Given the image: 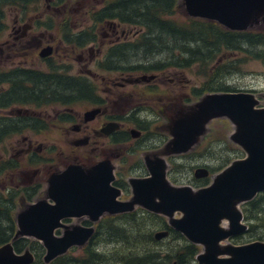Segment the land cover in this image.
Here are the masks:
<instances>
[{
	"label": "flooded vegetation",
	"instance_id": "flooded-vegetation-1",
	"mask_svg": "<svg viewBox=\"0 0 264 264\" xmlns=\"http://www.w3.org/2000/svg\"><path fill=\"white\" fill-rule=\"evenodd\" d=\"M47 2V8L57 10L58 7H64V0ZM61 17L59 22L51 20L53 24L50 26L47 20H40L38 17L25 20L26 17L21 15L16 16L10 26L6 17L4 31L0 35V249L11 245L15 255H23L28 251L34 258L32 264H124L123 253L112 252L120 240L115 233L126 234L132 228V231H139L144 220L154 219L164 220L172 230L168 216L149 211L142 205H135L131 212L110 214L105 211L97 220L89 213L65 218L61 220L63 227L55 229V237H64L74 227L92 229L93 232L84 244L71 247L51 262H46L47 249L41 240L18 236L22 231L19 217L39 202L56 205L49 195L50 180L62 175L72 166L86 174L101 167L93 172L96 179L110 169V188L119 192L116 201L129 202L134 197L132 182L152 179L151 169H158L160 165H163L165 182L170 187L189 188L198 192L209 187L219 174L234 162L245 159L247 154L232 140L236 128L228 119L234 126L231 134H227L228 128H224L221 137L210 136L208 139L209 126L213 120L207 126L208 132L188 152H172L171 142L174 140L173 129L176 122L189 115L203 99L202 97L193 101L191 82L187 74L192 70L203 72L205 68L175 66L166 62L160 64L153 62L154 60H138L135 63L130 61L128 64L124 61L122 64L119 61L123 59H114L113 62L111 51L136 47L142 39L139 33L133 30L126 33L121 25L114 28L93 25L91 29L95 32L92 35L94 40L79 48L74 44H67L64 35L76 37L80 31L73 29L72 19L66 13ZM120 28L123 29L121 38L125 41L119 43L117 40L108 47L110 41H106V38L110 37L105 36V31L116 35ZM52 30L57 34L53 38L49 34ZM5 38H11L13 42ZM48 46H52L54 52L51 56L42 58L40 53ZM87 49L89 50L86 51ZM75 56L76 62L81 66L77 73L74 72L75 67L72 64L63 62ZM14 57H20L21 61L10 66L3 65L2 62H9ZM36 59L40 65L33 66L31 62ZM49 60L76 80L73 104L44 105L41 103H45L46 99L41 98L37 108L31 104V98L27 97L25 89L23 94L18 92L17 95L16 83L24 81L26 76L48 75ZM214 70L215 68L210 70L209 77L206 75L210 82L208 84L223 85L221 80L211 82ZM200 77L203 78V75ZM228 80L224 83L230 89L226 93L255 94L251 89L232 88ZM202 90L196 89L198 94H194V97L203 94ZM55 106L58 108L56 114L48 115V109ZM94 111L98 112L91 116L92 119L86 120V114ZM2 130L6 131L3 136ZM54 132L59 140L58 143L51 144L46 135ZM227 139L237 146L238 151L235 153H238V158L227 167L221 164L219 168H223L218 171L219 168H212L206 160L211 155L209 159L219 161L222 154H212L211 147L204 144L209 141V144L222 145L225 144L223 140ZM192 159H203V165L189 166ZM189 168L193 171V179L187 181L190 182L188 185L181 184L183 181L177 179L176 175L184 174ZM201 169L209 172L208 177L196 176ZM262 194L264 192L256 198ZM73 200L80 203L91 201L92 198L78 194ZM156 201L160 202L159 199ZM245 204L247 203L240 206L244 215L243 224H247L243 211ZM181 216L182 213H177L175 218ZM247 226L249 231V225ZM161 229L171 235L169 230ZM112 233L116 235L114 242L109 238ZM187 244L198 249L194 258L197 261L204 246L189 241ZM193 261L185 264H192ZM175 263L178 264L175 260L171 264Z\"/></svg>",
	"mask_w": 264,
	"mask_h": 264
},
{
	"label": "water",
	"instance_id": "water-1",
	"mask_svg": "<svg viewBox=\"0 0 264 264\" xmlns=\"http://www.w3.org/2000/svg\"><path fill=\"white\" fill-rule=\"evenodd\" d=\"M181 2L188 18L213 22L227 31L246 32L264 24V0ZM53 52L54 48L48 46L40 56L47 58ZM259 105L253 93H211L189 115L176 122L171 142L175 154L186 153L195 146L213 120L226 118L235 126L232 140L245 150L247 157L234 162L209 187L198 192L189 188L174 189L165 182V170L160 165L158 169H151L152 179L132 182L134 197L131 201L117 202L119 192L110 188V169L96 179L93 172L101 167L86 174L72 166L50 180L49 195L56 205L39 202L20 215L22 231L18 236L41 240L47 249L46 262H51L71 247L84 244L93 232L92 229L74 227L64 237L57 238L54 231L63 227L61 220L86 213L97 220L105 211L125 213L133 211L135 205H142L149 211L168 216L171 229L189 242L204 246L197 257L198 264H264L263 242L246 245L229 242L248 231L247 224L242 223L244 215L240 206L264 192V108H258ZM97 112L87 113L86 120L92 119ZM208 175L209 172L203 169L196 173L198 178ZM78 194L89 195L92 200L77 203L73 198ZM177 213L182 216L175 218ZM224 222H228V227L223 226ZM168 236V231H162L155 239L161 241ZM33 261L28 251L15 255L11 245L0 249V264H32Z\"/></svg>",
	"mask_w": 264,
	"mask_h": 264
},
{
	"label": "trees",
	"instance_id": "trees-1",
	"mask_svg": "<svg viewBox=\"0 0 264 264\" xmlns=\"http://www.w3.org/2000/svg\"><path fill=\"white\" fill-rule=\"evenodd\" d=\"M42 0H0V35L4 31L7 14L11 10H18L23 15L36 4H41ZM110 1V2H109ZM105 5L98 9H91L88 13L93 25L114 22L128 28H134L136 33L142 37L136 47H125L119 51H111L112 61H119L123 64L134 58L142 60H155L160 58L162 64L173 63L175 66L205 68L203 72H198L199 76H208L212 68H215L211 76V82L221 80L223 85L205 86L202 92H211L216 89L229 91L225 87L229 77L239 75L240 68L237 66L241 62L227 61L231 54H251V51L264 47V32H243L235 33L223 30L219 25L206 22L200 19L186 18V20H176L175 16L182 11L180 0H105ZM107 4V5H106ZM92 25V26H93ZM88 26L75 35H64L67 44H74L82 48L93 41L94 29ZM114 50V49H112ZM264 51V48H263ZM258 52L256 58L264 59V55ZM167 57L164 58L163 55ZM230 55V56H229ZM138 61V60H137ZM159 65V64H153ZM168 65V64H166ZM236 66V67H235ZM48 75L45 77L26 76L21 83H16L17 95L24 91L27 97L31 98V104L40 106L41 98L46 99L44 105L73 104V94L76 80L69 77L66 71L48 61ZM225 83V84H224ZM218 86V87H217ZM19 92V93H18ZM18 97V96H16ZM6 131L2 130L1 136ZM245 220L249 224L248 233L256 229H264V194L250 203L243 206ZM163 229L169 230L172 237L181 239V234L168 228L164 220H160ZM137 237L129 236L127 233L117 234L120 240L126 242L129 247L137 243H156L154 235ZM112 233L109 238L114 242L115 235ZM108 237V236H107ZM123 243V242H122ZM198 254V249L194 245L185 244L182 248L175 250L172 257L168 254L163 257L161 250H146L144 247L137 248L135 252L125 255L124 264H171L176 261L178 264L192 262ZM166 261V262H165Z\"/></svg>",
	"mask_w": 264,
	"mask_h": 264
},
{
	"label": "rangeland",
	"instance_id": "rangeland-1",
	"mask_svg": "<svg viewBox=\"0 0 264 264\" xmlns=\"http://www.w3.org/2000/svg\"><path fill=\"white\" fill-rule=\"evenodd\" d=\"M48 0H42L41 4H36L34 5L28 12L27 15H23L21 12H19L18 10H11L8 12L7 14V23L11 26L13 20L15 19L16 16L21 15L26 17L25 20H30L33 18H40V20H47L48 25L50 26L51 24H53V21L51 22V20H61L62 17L64 16L65 13L67 14V16L71 17V22H73V29L76 31H82L83 29H86L88 26H92L94 21L90 19V16L88 15V12L95 8H101L105 3V0H64V7H58V9L56 10V8H47V5L49 2H47ZM94 2V3H93ZM93 4V5H92ZM183 5V4H182ZM98 6V7H97ZM67 11V12H65ZM65 12V13H64ZM186 18H188V16L186 15V11L184 6L182 7V11L180 13H178L177 16H175L176 20H181L184 21L186 20ZM99 25H105V27H109L112 26L117 27V24L114 22H110V23H106V24H99ZM110 27V28H112ZM124 30H126V33H129L131 30H133L135 32L134 28H128V27H124L121 26ZM120 28L119 31L117 32V34L115 35L113 32H108L105 31V36H109L110 38H106V41H110L113 42L112 44L108 43V47L112 46L115 41H119V43L124 42L125 40L123 39V37L121 38V30L123 31V29ZM255 31H261L264 32V24L262 23L259 27L254 29ZM53 31V32H52ZM49 31V34H52L50 37L53 38L55 36H57L56 31L52 30ZM102 32V31H101ZM100 32V33H101ZM55 34V35H53ZM101 37V35H100ZM5 40L9 41V42H13V40L11 38H5ZM263 48L251 51V54L249 55H245L243 54H238V55H234L231 54V57L228 58L227 61L229 62H236L238 60H241L242 63H240L239 65H237L240 68V74L239 75H235V76H231L228 80V84L229 86H231L232 88H239V89H251L254 90L257 99L261 102L259 107H264V59H260V58H256L255 54H258V52H261L264 55V51ZM70 50V49H68ZM89 49H87L86 51H88ZM78 53V52H76ZM260 53V54H261ZM78 55V54H77ZM230 56V55H229ZM76 57H72L69 61L63 60V62H67L72 64L75 69L74 72L77 73L78 69L81 68V66L76 62ZM164 58L167 57L166 54L163 55ZM59 58V57H58ZM162 58V57H160ZM157 58L153 61V62H160L161 59ZM137 60H139L138 58H134L130 61H133V63L137 62ZM142 60V59H141ZM19 61H21L20 57H14V59H11L9 62H2L4 63L3 65H12L13 63H18ZM31 62V61H30ZM162 63H165L162 61ZM31 64H33V66H37L40 65V63L37 61V59L33 62H31ZM42 66V65H41ZM236 67V66H235ZM48 71V70H47ZM188 76V80H190L191 82V93L193 96V101H198V99L200 98H204L205 96L211 94V93H226L224 91H221L220 89H216L214 91L211 92H204L203 94L201 93L200 96H195L194 94H198V91H196V89H204L206 88V83H210L208 82L206 76L200 77L198 75V71L197 70H192L191 73L187 74ZM210 85V84H209ZM189 86V85H188ZM189 89V88H188ZM254 94V95H255ZM57 106L55 107H50L48 109V115H55L56 111H57ZM79 109V108H78ZM224 128H228L227 134H231L234 126L226 119V118H221V119H217L214 120L210 126H209V132H208V139L209 137H215L218 136L221 137V134L224 133ZM47 136V141L50 142L51 144H56L58 143L57 140L58 137L56 135V133L54 132L52 135H46ZM207 139V140H208ZM223 142H225V144L219 145V143H215V144H209V141H206L204 145L207 144V146L211 147V153H221V158L219 159V161H214L213 159H209V157L211 155L208 156L206 162L210 164V166L214 169L219 168L221 164H223V167H227L229 166V164L232 161H235V159L238 158V153H235L238 151L237 146L235 144H233V142H231L229 139H227L226 141L223 140ZM222 142V143H223ZM236 148V149H235ZM243 156H245V153H243ZM203 159L201 160H197L195 161L194 159H192V162L190 163L189 166H195V165H203ZM222 167V168H223ZM222 168H219L218 171ZM176 178L183 181L180 182L181 184L184 185H188L190 182H187L189 180L193 179V171H191V169L189 168L184 174H177ZM143 221V220H142ZM144 224H141L142 229L139 231H132V229H130L128 231V235L129 236H133L134 238L137 237V232H139L138 234H140V236H144L147 235L148 233L153 234L154 236L157 234V232L162 231L161 227V223L160 220L156 221L154 220H144L143 221ZM246 222V221H245ZM247 225L248 222H246ZM223 226L228 227V222H224ZM158 232V233H159ZM123 242V243H122ZM121 243H117L118 246L116 248H110L112 249V252L114 251H118L119 253H123V257H126L125 255H129L131 254V252H135V250L137 248L140 247H144V249L146 248V250H161L163 253V257L170 254V256L172 257L173 255H175V250L177 248H182L185 246V244H187V240L186 238H184L182 236L181 239H175L174 237H172V235H170L168 238H165L161 241L156 240V243H140L139 241L135 244H133V246L129 247L128 244H126V242L122 241ZM254 242H263L264 243V229H256L255 231H253L252 233H246L244 235H241L237 238H235L234 240H231V243L233 244H239V245H244V244H250V243H254ZM166 262V261H165ZM192 264H198L197 261H193Z\"/></svg>",
	"mask_w": 264,
	"mask_h": 264
},
{
	"label": "bare ground",
	"instance_id": "bare-ground-1",
	"mask_svg": "<svg viewBox=\"0 0 264 264\" xmlns=\"http://www.w3.org/2000/svg\"><path fill=\"white\" fill-rule=\"evenodd\" d=\"M110 2V1H109ZM94 3V2H93ZM104 4V3H103ZM93 5V4H92ZM105 5V4H104ZM107 5V4H106ZM98 7V6H97ZM22 13V12H21ZM24 17V16H23Z\"/></svg>",
	"mask_w": 264,
	"mask_h": 264
}]
</instances>
